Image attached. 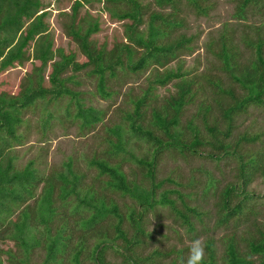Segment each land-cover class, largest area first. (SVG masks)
<instances>
[{"label":"trees","instance_id":"obj_1","mask_svg":"<svg viewBox=\"0 0 264 264\" xmlns=\"http://www.w3.org/2000/svg\"><path fill=\"white\" fill-rule=\"evenodd\" d=\"M199 14H205L201 7L202 0H185ZM233 16L245 19L244 13L249 5H256L264 0H236ZM159 9L167 8L169 12L156 10L147 14L143 21L144 7L138 0H71L70 12L63 23V33L76 47V51L85 57L82 63L75 61L72 53L65 54L62 50L52 49V40L45 22L47 11H44L41 0H0V72L13 64L20 65L28 59L30 50L32 60L38 62L26 74L15 95L0 92V240L13 242L21 249L18 259L10 251L3 252L7 262L12 264H29V255L34 249L41 248L44 252L40 264H81L85 258L94 264L103 262V252L110 247L122 257L127 264H146L152 257L159 255L152 251L148 257L140 258L131 255L130 250L139 242L137 235L143 229V215L155 206H167L172 214L190 229L188 213L196 214L193 207L182 203V195L176 189H157L168 181L164 178L154 179L155 157L162 149L175 150L197 155L198 146H210L208 158L220 160L226 156H234L231 145L224 143L232 131V121L236 113L245 111L249 106H259L264 95V56L261 48L264 40L258 35L254 43L246 41V47L253 46L254 56L244 63L235 60V54L229 52L220 35V46L216 55L221 59L223 71L229 79L238 84L242 92L239 96L229 91H223L216 82L220 94L230 97L231 104L221 109V117L225 127L222 139H218V131L212 126H204L211 139L204 141L198 138L197 130L191 129L189 140L183 139L182 132L176 130L179 115L183 106L194 97L193 79L185 78L186 72H180V67L167 69L171 61L178 58L182 48H189L190 37H179L170 41L173 30L180 28L182 19L178 17L179 0H151ZM100 4L103 11L121 25L122 42H115L110 48L96 47L90 35L98 32L97 19L87 12L77 18V12L83 5ZM144 23L143 29L140 24ZM211 44V43H210ZM161 68V70L157 68ZM48 69L46 77L44 72ZM86 69V74L95 79V93L105 100L111 96L107 82L115 77L117 71L138 73L152 69L151 79L140 90L139 95L130 99L131 108L120 110L119 123L108 127L110 136L105 140L107 148L102 151L104 157L91 158L88 164L96 170V176L103 178L100 191L91 186L82 185L80 174L73 172L68 159L62 165V171L53 172L52 180L38 173L32 160L21 168L16 167L15 147L22 145L24 137L20 132L23 113L40 106L44 113L41 127L44 128L52 117L47 107L56 100L66 98L64 112L68 114L70 105L73 107V118L79 119L78 127L83 130L101 122L102 114L92 106H84L80 101L81 93L68 88L71 83L77 85L73 75ZM70 72L69 75H65ZM46 78L47 86H44ZM176 80L174 94L162 98V102L151 108L149 117L145 120V109L149 101L156 99L154 94L157 86H164ZM209 81V80H208ZM70 104V105H69ZM209 105L204 107L207 112ZM145 123V124H144ZM254 137L240 135L235 140V146L240 142H251ZM135 142H142L149 149L148 157H137L133 154ZM115 157L114 161L110 158ZM241 159V155H237ZM252 158L239 164V175L243 174L247 164L255 162ZM132 162L141 169V181L129 180L121 166ZM256 169L257 167H251ZM260 176L264 180V169ZM57 183V184H55ZM41 189L37 193V187ZM235 186L228 185L221 191V209L225 214L219 219V224L227 222L239 211V205L228 207V199L233 194ZM104 190L102 193L101 191ZM105 190L107 194H105ZM112 192L120 198H127L130 205H117L108 196ZM169 195H175L171 199ZM72 199V204L69 200ZM32 200L34 206L30 210L27 203ZM60 205H70L67 215L58 222L54 201ZM175 202L180 204L184 212L179 211ZM56 218V219H55ZM72 222L69 223V219ZM57 221V225L54 222ZM123 222L132 230L128 238L122 230ZM54 226V230L51 229ZM104 226V228H103ZM112 233H109V230ZM53 232V233H52ZM122 241V246L115 244ZM224 249L220 264H264V230L259 237L248 241L244 249H239L232 238L223 239ZM206 258L203 264H215L214 246L212 241H206ZM1 264V260H0Z\"/></svg>","mask_w":264,"mask_h":264},{"label":"rangeland","instance_id":"obj_2","mask_svg":"<svg viewBox=\"0 0 264 264\" xmlns=\"http://www.w3.org/2000/svg\"><path fill=\"white\" fill-rule=\"evenodd\" d=\"M144 7L143 21H147V14L156 10L169 12L167 8L159 9L151 0H138ZM44 11H47L45 22L48 24L49 35L52 40V49H60L65 54L72 53L77 63H82L85 57L76 51L74 44L66 38L63 33V23L70 12L71 0H41ZM236 0H202L201 7H204L205 14H199L188 5L185 0H179L178 17L182 19L180 28L173 30L170 41L183 35L190 37L189 48H182L178 58L166 65L167 69L174 70L180 67V72H186L185 78L193 79L194 97L190 98L183 106L178 118L176 130L182 132L183 139L189 140L192 136L191 128L197 130L198 138L204 141L211 139L204 126H212L218 131V139H222L224 123L221 117V109L231 104L230 97L218 92L217 87L211 82H216L223 91H229L239 96L241 88L234 81L232 82L223 71L221 59L216 55L220 46V35L224 37V43L229 47V52L235 54L238 63H244L248 58H253V46L246 47V41L254 43L258 37L264 40V2L247 6L245 19H238L233 16ZM96 18L98 32L90 35V39L96 47L104 46L110 48L115 42H122L121 25L124 22H117L103 11L100 4L89 3L83 5L77 12V18L84 13ZM143 29L144 23L140 26ZM211 43V44H210ZM264 56V43L261 48ZM30 50H27L28 59L22 64H13L12 67L0 72V92L15 95L19 90L22 78L28 74L38 62L30 57ZM161 70V68H157ZM48 69L44 72L46 77ZM67 72L65 75H69ZM152 69L145 72L128 73L117 71L115 77L107 82L108 88L112 91L110 97L101 100L95 93V79L86 74L82 69L73 75V80L78 84L68 83L66 86L81 93L80 101L84 106H92L102 114L101 122L92 127L80 130L79 119L73 118V107L70 105L67 115L64 110L67 99L62 98L52 102L48 111L52 117L46 127H41V119L44 113L40 106L26 110L23 113L25 120L20 128L24 140L22 145L13 149L16 155V167L21 168L27 161L32 160L34 167L40 175L51 178L53 172L62 171V165L70 159L73 172L81 175L82 185L91 186L98 192L102 186V179L96 176V170L88 164L91 158L104 157L102 151L107 148L105 140L110 136L107 132L113 123H119L120 110H129L130 99L139 95L140 90L146 86V81L151 79ZM44 78V86H47ZM209 80V81H208ZM176 80L170 81L164 86H157L154 91L156 99L149 101L145 109V120L148 119L152 107L160 104L162 98L174 94ZM259 106H249L244 112L240 111L233 117L231 124L232 131L224 143L231 145L236 153L234 156H226L220 160L208 158L211 152L210 146H198L197 155L188 153L186 150L178 153L175 150L162 149L155 157L154 179H170L177 185L163 182L157 193L161 190L176 189L182 195V203L193 207L196 214L188 213L191 228L176 218L167 206H155L152 210L143 215V232L137 235L139 242L130 250L133 256L140 258L148 257L154 251L158 257H152L146 264H186L191 242L201 239L212 241L214 246L215 264H220L222 251L224 249L223 239L232 238L237 247L245 248L248 241L259 237L264 230V180L260 176L264 169V95ZM209 105L206 112L205 106ZM145 124V123H144ZM256 137L251 142H240L235 146L238 136ZM133 154L137 157H148L149 147L142 142H134ZM241 155V159L237 158ZM249 158L255 162L247 164L244 176L240 177L239 164ZM115 157L110 158L114 161ZM251 167H257L252 169ZM122 171L129 180L141 181L144 187H148L141 179V169L132 162H126ZM57 184V183H55ZM228 185L235 186L234 192L228 199V207L239 205V211L227 222L219 224V219L225 214L221 209V191ZM41 184L37 187L38 193ZM104 190L101 191V193ZM107 194V191L104 192ZM117 205H130L127 198H120L117 194L110 192L108 196ZM171 199L175 195H169ZM72 199L69 204H72ZM30 200L27 205L32 210L34 203ZM55 200L58 222L63 215H67L70 205L61 206ZM179 211L184 212L183 207L175 202ZM56 219V218H55ZM69 219V223L72 222ZM57 225V221L54 222ZM104 228V226H103ZM122 230L127 237L132 235V230L123 222ZM54 230V226L51 231ZM112 233L111 229H108ZM53 233V232H52ZM117 246H122L121 240H116ZM10 251L15 259L21 256V249L10 241L0 240L1 264H12L7 262V256L3 253ZM44 252L41 248L34 249L29 255V264H40ZM103 262L107 264H127L122 260L113 248L105 250L102 254ZM206 258V254L205 257ZM81 264H94L90 259L85 258Z\"/></svg>","mask_w":264,"mask_h":264},{"label":"clouds","instance_id":"obj_3","mask_svg":"<svg viewBox=\"0 0 264 264\" xmlns=\"http://www.w3.org/2000/svg\"><path fill=\"white\" fill-rule=\"evenodd\" d=\"M205 249L206 245L201 239L192 241L186 264H203L206 254Z\"/></svg>","mask_w":264,"mask_h":264}]
</instances>
